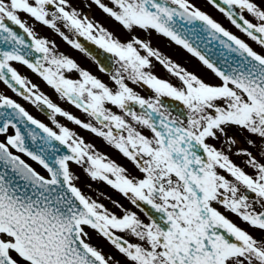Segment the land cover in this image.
Segmentation results:
<instances>
[{
    "label": "snow or ice",
    "instance_id": "obj_1",
    "mask_svg": "<svg viewBox=\"0 0 264 264\" xmlns=\"http://www.w3.org/2000/svg\"><path fill=\"white\" fill-rule=\"evenodd\" d=\"M208 2L260 51L192 0L86 3L123 28V41L70 0H0V83L44 111L54 126L0 93V264H264V0ZM30 21L81 52L87 50L62 28L112 54L110 82L58 54ZM139 31L182 47L218 82L174 62ZM13 62L91 120L53 102ZM157 65L176 83L155 74ZM100 71L108 69L102 65ZM72 72L76 78L66 74ZM130 84L152 94L141 96ZM164 98L183 111L173 114ZM57 116L103 138L139 175L98 153ZM28 139L39 141V148H30ZM53 142L67 152L60 154ZM73 162L121 193L144 218L112 201L117 214L85 195ZM93 233L122 259L94 244Z\"/></svg>",
    "mask_w": 264,
    "mask_h": 264
},
{
    "label": "flooded vegetation",
    "instance_id": "obj_2",
    "mask_svg": "<svg viewBox=\"0 0 264 264\" xmlns=\"http://www.w3.org/2000/svg\"><path fill=\"white\" fill-rule=\"evenodd\" d=\"M192 2L201 10L205 11L209 14L213 19L217 22L221 23L223 27H225L228 31L232 32L233 34L237 35L239 38L244 39L251 47L254 48L256 51H260V48L255 44V42L251 41L248 37H246L243 33H241L235 26H233L230 21L220 13L215 7H213L208 0H192ZM70 3L74 8L81 11L83 15H86L90 20L95 21L96 23L103 26L109 32L113 33L114 36L118 37L119 39L126 40L128 39V34L123 30V28L115 22L113 19L109 18L102 10H100L95 4H90V7H86V3H90V0H70ZM247 15V14H246ZM14 30H16L21 35H25L22 30H20L17 26L11 25ZM29 26L33 27L36 32V35L39 38H46L50 43H54L55 49L58 54H63L71 59H73L81 68L90 71L92 74L96 75L99 79H101L105 83H109V77L111 72L116 67L114 61L115 58L112 54L105 52L101 49L98 45L87 41L83 37L74 36L72 33L68 32L66 29L62 28V31L65 32L66 35L69 36L70 39H78L79 42L84 46L87 50L86 52H81L78 49L73 48L69 45L59 34H57L54 30L44 26L42 24L36 23L34 21L29 22ZM138 36L144 39H149L151 44L154 48L159 49L165 56L171 58L174 62L184 66L190 71H193L201 78L208 81V78H215L214 81L211 83H217L218 80L214 76V74L207 69L202 63L192 57L186 50L182 47L174 44L167 38L152 32L150 35L144 33L143 31H139L137 33ZM25 39L28 40L29 38L25 35ZM30 42V41H29ZM0 47H5L4 45H0ZM36 55V54H33ZM14 66L19 67L20 71L23 75H25L33 84L38 85L39 89L43 91L46 95L49 96L53 102L57 103L60 107L64 110L68 111L73 116L81 119L82 121H90L91 118L88 117L85 113H83L80 109H77L74 105L67 103L65 100L61 99L57 93L48 86L42 78H40L37 74L32 73L26 67H20L17 62H13ZM104 66L108 69L107 72H101L100 67ZM71 78H76V73H66ZM155 74L159 77L170 79L173 83H176L175 79L170 77L169 74L159 65H157L155 69ZM209 82V81H208ZM135 91H137L141 96L148 97L152 93L146 87H138L135 85H131ZM0 93L7 95L9 98L15 100L16 102L20 103L34 118L40 120L41 122L45 123L49 127H54L49 120L48 116L44 111H42L37 106L31 104L23 100L21 97L17 96L13 93L10 89L0 83ZM138 107V106H137ZM169 108L173 111V114H179L183 111L182 106L179 102H176L169 105ZM57 120L69 127L70 130L74 131L79 137L83 138L86 143L93 145L94 149L100 153L101 155L106 156L109 160H112L119 165L125 167L130 173L133 175H139L137 170L135 169L132 162H130L127 158L123 157V155L116 150L114 147L110 146L103 138L96 136L94 133H91L88 130L81 128L80 126L75 125L74 123L68 121L64 117L57 116ZM95 123V121H92ZM12 131L9 128V133ZM235 132L236 130H232ZM230 135L232 132L229 133ZM2 138V137H0ZM242 140V137H241ZM61 152H67L65 147L60 148ZM25 160H27L34 168H37L38 171H41L43 174V170L29 157L20 154ZM237 163H240V159L233 157ZM71 170L73 173L79 177L77 181V186L80 187L82 192L85 195H96V194H104L107 195L108 198L111 200L109 206L117 211L119 209L115 208L112 201H117L124 208H128L132 211H137L138 215L141 216L143 219V213H140L137 209L134 208L130 204V202L125 198L121 193L117 190L112 189L109 185H107L103 181H93L90 179L89 175L78 165L74 162L71 164ZM223 211V209H222ZM233 220H236L234 216L231 217ZM238 224H240L239 220H236ZM241 227L253 231L254 236H259L260 233L256 230L249 227L247 224H240ZM255 231V232H254ZM93 243L101 246L105 253H110L116 256L117 259H122L117 252L111 247V245L106 242L105 240L97 237L95 233H93Z\"/></svg>",
    "mask_w": 264,
    "mask_h": 264
},
{
    "label": "rangeland",
    "instance_id": "obj_3",
    "mask_svg": "<svg viewBox=\"0 0 264 264\" xmlns=\"http://www.w3.org/2000/svg\"><path fill=\"white\" fill-rule=\"evenodd\" d=\"M90 197H92L93 199H97L98 202L102 203L105 205V207L109 208L111 211L115 212L118 214V211L111 208L109 206V204L111 203V200L108 198L107 195H104V194H96V196H92V195H89ZM249 232L253 233V231L251 230H248ZM255 232V231H254Z\"/></svg>",
    "mask_w": 264,
    "mask_h": 264
},
{
    "label": "water",
    "instance_id": "obj_4",
    "mask_svg": "<svg viewBox=\"0 0 264 264\" xmlns=\"http://www.w3.org/2000/svg\"><path fill=\"white\" fill-rule=\"evenodd\" d=\"M24 129H23V126H22V131H23Z\"/></svg>",
    "mask_w": 264,
    "mask_h": 264
}]
</instances>
